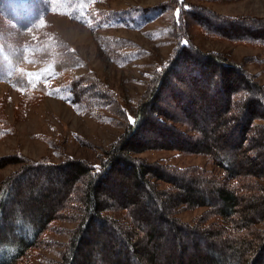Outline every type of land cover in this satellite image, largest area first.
Here are the masks:
<instances>
[{
    "label": "trees",
    "instance_id": "obj_1",
    "mask_svg": "<svg viewBox=\"0 0 264 264\" xmlns=\"http://www.w3.org/2000/svg\"><path fill=\"white\" fill-rule=\"evenodd\" d=\"M80 1L0 0V85L17 91L23 105L36 106L59 79L65 102L94 119L105 120L107 112L123 118L124 132L94 160L13 161L23 168L0 180V264H31L39 251L58 248L55 264H264V163L253 169L244 160H256L264 146V85L243 63L200 48L191 33L198 28L206 37L264 47V18L218 15L187 0L126 10L102 9L104 0H83L77 9ZM53 12L73 21L80 15L93 31L141 28L170 16L162 29L173 51L155 67L133 116L123 114L109 84L56 34L47 20ZM103 44L112 58L137 55L123 38L105 37ZM221 111L233 122V138L217 135L215 145L201 146L196 122ZM182 114L192 123L177 119ZM8 128L0 107V138ZM148 150L203 156L209 168L137 157ZM29 170L62 180L23 188L18 181ZM201 209L192 222L179 217ZM59 222L75 226L54 227ZM52 234L66 240H51Z\"/></svg>",
    "mask_w": 264,
    "mask_h": 264
},
{
    "label": "rangeland",
    "instance_id": "obj_2",
    "mask_svg": "<svg viewBox=\"0 0 264 264\" xmlns=\"http://www.w3.org/2000/svg\"><path fill=\"white\" fill-rule=\"evenodd\" d=\"M168 1L104 0L99 4V7L106 10H126L136 8V6L150 8ZM187 1L218 15L264 18V0ZM82 2L83 0L77 2V9H79V5L82 8L84 7ZM77 13H79V10ZM47 20L54 25L53 29L56 34L78 51L89 69L109 84L110 89L123 107V111H121L127 116H133L136 109L139 108L141 94L145 90L155 67L166 61L174 48L168 42V38L164 35L162 29L170 25V16L147 21L141 28L120 29L115 27L95 31L84 23V19L80 15L73 21L69 17L53 12L47 16ZM137 24L139 25L140 23ZM191 33L200 48L222 52L230 56L234 61L243 63L245 71L255 76L256 81L264 85L263 46L232 44L224 39L206 37L198 28H192ZM105 37L126 39L137 47L134 50L137 55L128 54L123 58H112L107 54V46L103 44ZM54 83L58 85L53 86L50 96L36 106L23 105L26 103L17 91L8 85H0V107L5 113L9 127L4 131L7 134L0 138V161H3L0 165L2 167L0 169V180L8 179L14 172L18 173L21 171L23 165H17L15 164L16 162H13L16 160L24 161L21 156L33 162L46 158L52 163H58L63 160V156H71L73 159L78 160H94L103 149L109 147L117 137L123 134V126H118L120 121L124 122L123 118L119 119V117L109 112L105 113V120L92 118L89 113L65 102L68 94L58 88L61 80L56 79ZM21 105H23L22 109ZM238 108L235 107L236 110ZM199 109V113L202 114L205 107L201 105ZM221 112L219 115L207 116L204 121L196 122L201 131L198 137V140H201V146H205L206 143L215 145V137L217 135L233 138V122L225 117V113ZM206 113L204 112V114ZM183 114L182 117L177 119H185L192 123V121L187 119L188 116L185 117ZM202 117L204 118L203 115ZM111 119H114L115 122H112ZM182 127L184 128L183 125ZM257 149L260 155L256 160H254V155L244 159L247 167H253L254 169L258 164L263 165L264 159L261 158L264 157V154H261V151L264 152V146L261 145ZM237 151L240 152L241 150L238 149ZM230 153H233V149L231 151L228 150V154ZM137 157L144 158L151 163L159 162L182 168L192 165L209 168L206 164L207 158L203 156L179 157L177 151L148 150L137 155ZM31 170L26 171L19 178L18 182L23 188L27 187L29 183L37 184V181L46 183L48 180H52L59 183V180H62L58 173L39 174L37 171ZM84 181L82 180L79 183L75 192L81 188V184L82 186L85 185ZM124 182L127 183V181ZM51 186L52 183L49 188L54 190ZM198 188L199 192H201V189L206 192L203 181H198ZM106 193L110 194L111 191L108 190ZM99 196L104 197L102 194H99ZM58 198L59 196L53 195L52 199ZM106 199L109 201V198ZM8 200L10 204V202L16 200V197L15 200L14 196ZM216 205L220 207L219 205H222V203L217 202ZM203 211L201 209L199 211L186 212L180 214L179 217L183 221L192 222ZM53 225L54 227L61 226L62 228H73L75 226V224L65 222L54 223ZM48 238L51 240L59 239L63 242L66 240L65 237H58L55 234L48 235ZM91 248L100 252V248L96 244L92 245ZM60 250L58 248L53 251H39L32 259L31 264H55L61 254Z\"/></svg>",
    "mask_w": 264,
    "mask_h": 264
},
{
    "label": "snow or ice",
    "instance_id": "obj_3",
    "mask_svg": "<svg viewBox=\"0 0 264 264\" xmlns=\"http://www.w3.org/2000/svg\"><path fill=\"white\" fill-rule=\"evenodd\" d=\"M177 16H179V10H177V13H176ZM75 18V17H73ZM43 24V23H42ZM74 51V50H73ZM28 75H32V74H28Z\"/></svg>",
    "mask_w": 264,
    "mask_h": 264
},
{
    "label": "bare ground",
    "instance_id": "obj_4",
    "mask_svg": "<svg viewBox=\"0 0 264 264\" xmlns=\"http://www.w3.org/2000/svg\"><path fill=\"white\" fill-rule=\"evenodd\" d=\"M250 12V11H249Z\"/></svg>",
    "mask_w": 264,
    "mask_h": 264
}]
</instances>
